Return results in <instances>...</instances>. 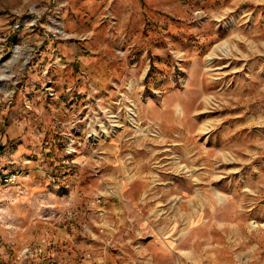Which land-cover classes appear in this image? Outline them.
I'll use <instances>...</instances> for the list:
<instances>
[{"label":"rangeland","instance_id":"374dc122","mask_svg":"<svg viewBox=\"0 0 264 264\" xmlns=\"http://www.w3.org/2000/svg\"><path fill=\"white\" fill-rule=\"evenodd\" d=\"M21 149L0 264H264V0H0Z\"/></svg>","mask_w":264,"mask_h":264},{"label":"built area","instance_id":"2783aa9c","mask_svg":"<svg viewBox=\"0 0 264 264\" xmlns=\"http://www.w3.org/2000/svg\"><path fill=\"white\" fill-rule=\"evenodd\" d=\"M22 172L23 168L20 166H15L7 171L0 168V198L7 186L15 184L20 179ZM25 251L29 253L30 249L26 248Z\"/></svg>","mask_w":264,"mask_h":264},{"label":"crops","instance_id":"0c3cea01","mask_svg":"<svg viewBox=\"0 0 264 264\" xmlns=\"http://www.w3.org/2000/svg\"><path fill=\"white\" fill-rule=\"evenodd\" d=\"M22 149L14 156L13 160L10 161L12 163H10V165L7 167V169H10L11 168V165L14 164L13 162L17 161L18 159H21V155H22ZM19 156V157H18ZM1 167V165H0ZM8 190H11L12 192L14 191V189L10 188ZM6 197V196H5Z\"/></svg>","mask_w":264,"mask_h":264}]
</instances>
